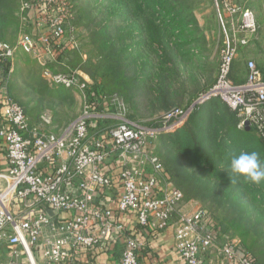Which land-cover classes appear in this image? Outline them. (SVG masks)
Instances as JSON below:
<instances>
[{
	"label": "built area",
	"instance_id": "built-area-1",
	"mask_svg": "<svg viewBox=\"0 0 264 264\" xmlns=\"http://www.w3.org/2000/svg\"><path fill=\"white\" fill-rule=\"evenodd\" d=\"M213 1L223 34L218 75L190 105L142 125L129 118L118 95H95L85 75L44 70L51 85L75 91L81 100L76 117L57 130H51L50 113L33 122L9 86L19 50L42 66L56 62L59 42L69 33V11L59 0L23 5L33 13L26 17L30 33L15 45L0 40V151L8 165L0 168V247L10 251L5 264H82L84 254L120 239L124 249L113 264H140L146 233L170 227L185 263L206 264L218 231L207 211L185 210L184 193L169 182L156 140L215 98L238 116L241 128L249 123L264 141V75L254 60L246 61L244 80L234 74L239 54L258 32L256 16L235 0ZM108 190L118 196L115 206L105 196ZM127 215L136 217L134 231L122 221ZM218 252L220 264H261L238 242Z\"/></svg>",
	"mask_w": 264,
	"mask_h": 264
},
{
	"label": "rangeland",
	"instance_id": "rangeland-1",
	"mask_svg": "<svg viewBox=\"0 0 264 264\" xmlns=\"http://www.w3.org/2000/svg\"><path fill=\"white\" fill-rule=\"evenodd\" d=\"M40 1L6 0L0 10V40L15 45L30 33L33 25L23 5ZM59 1L69 11V33L59 42L52 69L85 75L96 84L92 92L97 96L118 95L132 121L148 125L190 105L214 84L223 34L213 0ZM235 2L250 9L259 26L258 41L234 64L241 81L249 58L264 72V0ZM10 93L33 122L50 113L51 130L65 126L81 108L79 93L51 85L42 65L21 50ZM240 151H258L264 161V145L254 130L241 128L238 116L218 99L156 140V153L169 182L184 193L186 210L207 211L220 246L238 242L264 264V184L228 178L229 161ZM9 252L0 247V264Z\"/></svg>",
	"mask_w": 264,
	"mask_h": 264
},
{
	"label": "crops",
	"instance_id": "crops-1",
	"mask_svg": "<svg viewBox=\"0 0 264 264\" xmlns=\"http://www.w3.org/2000/svg\"><path fill=\"white\" fill-rule=\"evenodd\" d=\"M258 37H259V30L255 35L251 44L258 41ZM250 45L246 47L241 53L248 52ZM247 60H254L257 63V60L255 59L249 58ZM245 68H246V64H245ZM218 69H219V65H218ZM260 70L264 75L263 70L261 68ZM246 72H247V68H246ZM7 167L8 165L6 162L5 155L0 151V168L1 170L4 171L8 169ZM114 195H115V191L112 190H108L105 193L106 198L111 200L113 206L116 205V199H118L117 194L116 196ZM176 220H177L176 217H174L172 223H174ZM122 221L127 224V227L130 228L131 231H134L136 227L135 224L136 217L134 215L124 216L122 217ZM218 238L216 241L215 249H213L207 255L206 264H220L221 257L218 252V248L221 247L222 245L220 246L218 244ZM124 243H125L124 239H120L116 244L107 243L103 245L101 249H99L94 253L90 252L84 254L80 259V262L82 264H104V263L113 264L116 260L120 258L124 249ZM139 260H140V264H186L185 261L182 259V257L175 249L174 228L170 227L167 230L158 233H146V247L141 252Z\"/></svg>",
	"mask_w": 264,
	"mask_h": 264
},
{
	"label": "clouds",
	"instance_id": "clouds-1",
	"mask_svg": "<svg viewBox=\"0 0 264 264\" xmlns=\"http://www.w3.org/2000/svg\"><path fill=\"white\" fill-rule=\"evenodd\" d=\"M229 180L236 183L243 179L255 185L264 184V161L258 151L234 153L228 164Z\"/></svg>",
	"mask_w": 264,
	"mask_h": 264
},
{
	"label": "trees",
	"instance_id": "trees-1",
	"mask_svg": "<svg viewBox=\"0 0 264 264\" xmlns=\"http://www.w3.org/2000/svg\"><path fill=\"white\" fill-rule=\"evenodd\" d=\"M5 2H6V0H0V10L2 9V7L5 5ZM33 16V13L32 12H27L26 14H25V18L26 17H29V18H31ZM3 41V40H2ZM56 63V62H55ZM43 67V71L44 70H47V71H50V72H52V73H59V72H62V71H59V70H57V69H52L53 67H54V63H51V64H47V65H45V66H42ZM65 72V71H64ZM93 86V88H94V90L96 89L95 87H96V84L95 85H92ZM103 89V88H102ZM98 90V89H97ZM104 90V89H103ZM9 93H10V86H9ZM10 95L12 96V94L10 93ZM108 95V94H107ZM15 98V97H14ZM16 99V98H15ZM212 99H215V98H212ZM212 99H208V100H206L205 102H203L202 104H199V105H197L196 106V108H195V110H194V112L191 114V116H193L194 114H196V112H198L204 105H205V103H207V102H209L210 100H212ZM17 100V99H16ZM18 101V100H17ZM19 102V101H18ZM20 103V102H19ZM21 104V103H20ZM22 105V104H21ZM227 107V106H226ZM228 108V107H227ZM25 109V108H24ZM229 109V108H228ZM190 116V117H191ZM190 117H189V119H190ZM188 119V120H189ZM260 139V138H259ZM261 140V139H260ZM261 142L263 143V145H264V141H262L261 140ZM254 258V257H253ZM255 259V258H254Z\"/></svg>",
	"mask_w": 264,
	"mask_h": 264
},
{
	"label": "water",
	"instance_id": "water-1",
	"mask_svg": "<svg viewBox=\"0 0 264 264\" xmlns=\"http://www.w3.org/2000/svg\"><path fill=\"white\" fill-rule=\"evenodd\" d=\"M245 125H246L245 130L250 131L249 123H246ZM43 209L47 212V214L50 217L55 216V213L51 209L47 208L46 206H43Z\"/></svg>",
	"mask_w": 264,
	"mask_h": 264
}]
</instances>
